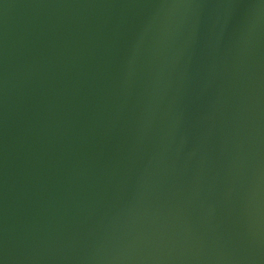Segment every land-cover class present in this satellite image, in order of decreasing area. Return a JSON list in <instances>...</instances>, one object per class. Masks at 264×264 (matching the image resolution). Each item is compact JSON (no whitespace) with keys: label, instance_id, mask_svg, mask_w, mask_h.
<instances>
[{"label":"water","instance_id":"obj_1","mask_svg":"<svg viewBox=\"0 0 264 264\" xmlns=\"http://www.w3.org/2000/svg\"><path fill=\"white\" fill-rule=\"evenodd\" d=\"M3 264H264V0H0Z\"/></svg>","mask_w":264,"mask_h":264},{"label":"snow or ice","instance_id":"obj_2","mask_svg":"<svg viewBox=\"0 0 264 264\" xmlns=\"http://www.w3.org/2000/svg\"><path fill=\"white\" fill-rule=\"evenodd\" d=\"M0 264H3V261L2 260H0Z\"/></svg>","mask_w":264,"mask_h":264}]
</instances>
